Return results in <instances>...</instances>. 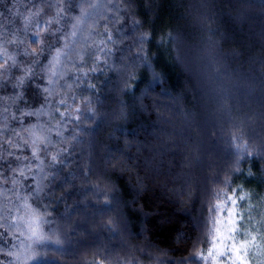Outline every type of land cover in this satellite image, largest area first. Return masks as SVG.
<instances>
[{
	"label": "clouds",
	"instance_id": "9594fccd",
	"mask_svg": "<svg viewBox=\"0 0 264 264\" xmlns=\"http://www.w3.org/2000/svg\"><path fill=\"white\" fill-rule=\"evenodd\" d=\"M0 264H264V0H0Z\"/></svg>",
	"mask_w": 264,
	"mask_h": 264
},
{
	"label": "snow or ice",
	"instance_id": "6c2138e0",
	"mask_svg": "<svg viewBox=\"0 0 264 264\" xmlns=\"http://www.w3.org/2000/svg\"><path fill=\"white\" fill-rule=\"evenodd\" d=\"M219 231V230H218Z\"/></svg>",
	"mask_w": 264,
	"mask_h": 264
}]
</instances>
